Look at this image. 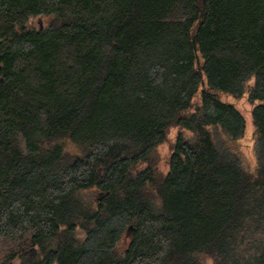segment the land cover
Returning <instances> with one entry per match:
<instances>
[{
    "label": "trees",
    "instance_id": "16d2710c",
    "mask_svg": "<svg viewBox=\"0 0 264 264\" xmlns=\"http://www.w3.org/2000/svg\"><path fill=\"white\" fill-rule=\"evenodd\" d=\"M0 264H264V0H0Z\"/></svg>",
    "mask_w": 264,
    "mask_h": 264
},
{
    "label": "rangeland",
    "instance_id": "374dc122",
    "mask_svg": "<svg viewBox=\"0 0 264 264\" xmlns=\"http://www.w3.org/2000/svg\"><path fill=\"white\" fill-rule=\"evenodd\" d=\"M33 25H37L38 21H35L32 23ZM223 101H227V102H231L233 103L236 108L243 114V116L246 119V123H247V131H248V135L249 137H251L252 139L248 138L247 141H250V144H254L255 143V132L251 126V122H250V114L249 111L251 109V106L246 102V99H233L227 96H222L221 97ZM171 135H174V133H172ZM165 149H163L162 151H160V155L163 156ZM243 156H247V153H244ZM83 197L87 200V201H91L92 199H95L97 197L96 193H85L83 194Z\"/></svg>",
    "mask_w": 264,
    "mask_h": 264
}]
</instances>
